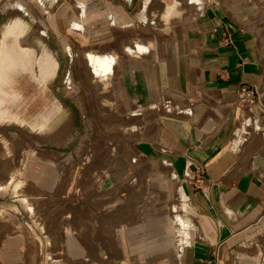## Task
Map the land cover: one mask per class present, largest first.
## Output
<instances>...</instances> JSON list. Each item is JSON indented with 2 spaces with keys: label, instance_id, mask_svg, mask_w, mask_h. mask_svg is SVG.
<instances>
[{
  "label": "crops",
  "instance_id": "0c3cea01",
  "mask_svg": "<svg viewBox=\"0 0 264 264\" xmlns=\"http://www.w3.org/2000/svg\"><path fill=\"white\" fill-rule=\"evenodd\" d=\"M9 1L0 0V8ZM14 1L13 5L19 1L29 8L33 3ZM131 3L55 0L52 14L11 15L7 23L16 26L4 38L10 60L0 74V87L9 86L12 114L27 120L56 119L48 109L50 87L60 78L59 56L68 55L61 40L76 43L88 38L76 30L68 35L67 23L72 22L68 18L76 19L84 6L94 7L107 18L104 24L91 23V30L99 29L110 17L124 21ZM232 17L208 7L192 24H177L149 39V51L141 55L117 48L114 111L123 124L140 126L134 136L119 137L136 158L154 152L169 163L191 220L188 237L179 248L175 238L152 236L153 231H162L161 224L147 225L145 238L124 251L128 264L132 258L138 264H264V29ZM55 41L63 48L53 46ZM66 79L65 73L61 86ZM242 85L251 89L246 105L237 97ZM170 95L176 96L179 107L167 105ZM41 159L33 158L28 168L33 175L42 168L41 182H51L58 174L46 168L58 164ZM109 163L102 171V182L107 184L116 182L118 173ZM59 168H66L59 172L66 174L68 165ZM74 168L77 183L78 167ZM4 229L0 225V264H22L23 241L4 236Z\"/></svg>",
  "mask_w": 264,
  "mask_h": 264
},
{
  "label": "rangeland",
  "instance_id": "374dc122",
  "mask_svg": "<svg viewBox=\"0 0 264 264\" xmlns=\"http://www.w3.org/2000/svg\"><path fill=\"white\" fill-rule=\"evenodd\" d=\"M32 1L30 8L19 1V4L13 5L12 0L0 8V31L6 27L0 39V73L6 58L4 38L16 26L7 23L11 15H16L14 7L19 5L21 14L26 15L52 14L55 0ZM131 1V13L124 21L110 17L108 24L99 29L91 30V23L104 24L107 18L94 7L81 8L83 13L80 12L77 17L81 25L77 27V18H68V21H72L67 23L68 35L76 30L88 38L76 43L70 38L61 40L65 42L68 55L61 53L59 56L62 61L60 78L55 87H50L51 103L48 109L50 116L56 119L17 118L11 112L9 88L0 87V97L6 96L3 107L7 109L6 112L0 110V178L3 180L0 182V225L6 227L4 236H17L23 241L25 258L22 264H128L124 251L129 245H136L145 238L143 230L147 225L159 224L160 227L161 224L162 231L158 229L152 232V236L159 240L175 238L176 231L170 228L168 219L174 215L178 217L179 213L178 220L186 222L183 240L188 237L191 220L185 199L176 193L169 196L170 191H174V185L165 177L145 174L149 164H154L159 156L152 152L146 157L132 160L130 157L135 154L127 149L124 140L119 137L120 133L129 134L122 129L129 125L123 124L117 117L111 98L119 53L117 48L120 45L129 53V47L137 41L149 49L146 43L149 39L168 33L177 24H192L208 7L228 14L232 19L234 16L238 22L242 18L247 24H257L262 30L264 0H197L192 6L197 14L191 19L184 16L183 8L182 14L162 16L163 12L160 11L163 4H174V0H155L147 13L144 11L147 0ZM153 10L158 18L154 22L147 17V14L153 15ZM52 45L57 49L63 48L58 41ZM90 52L107 53L113 60L112 73L101 80L99 86L95 83V75L88 61ZM65 73L67 79L64 84L73 78L76 85L72 95H65L61 89ZM56 86H61L64 97L61 98V94L55 91ZM249 95L240 91L237 97L240 103L246 105L252 97V94ZM175 97L170 95L166 98L170 108L175 107ZM23 114L20 111L19 116ZM34 146L38 147L35 153ZM41 157L58 164L56 168H46L48 172L58 174L51 182H41L42 168H36L34 175L33 169L28 168L29 161ZM65 162L68 165L67 173L59 174L65 171L66 168H59ZM108 163H114L118 172H115L117 181L109 184L102 182L103 165ZM75 166L79 173L77 183ZM180 202H183L182 205ZM174 207H177V211ZM177 224V227L182 226ZM179 242L177 245H182L183 241ZM78 243L81 244L80 248ZM131 261L138 264L137 258Z\"/></svg>",
  "mask_w": 264,
  "mask_h": 264
},
{
  "label": "bare ground",
  "instance_id": "6f19581e",
  "mask_svg": "<svg viewBox=\"0 0 264 264\" xmlns=\"http://www.w3.org/2000/svg\"><path fill=\"white\" fill-rule=\"evenodd\" d=\"M197 0H174V4L173 5H171V4H163V10H161L160 12H163L162 13V16L163 17H172V16H176L178 13H180V14H182V12L184 13V16H188L189 18H192L191 16H196V14H197V12L193 9V5L194 4H196L197 2H196ZM155 2V0H147L146 1V5H145V8H144V11L147 13V10L150 8L149 6H151V5H153V4H155L154 3ZM159 2V1H158ZM156 6H157V4H156ZM21 7L19 6V5H16L15 7H14V10L15 11H19V10H21L20 9ZM182 8H183V11H182ZM24 9V8H23ZM151 9H152V7H151ZM156 9V8H155ZM150 12V11H149ZM21 13H22V11H21ZM81 13H83V11L81 12ZM157 13V12H156ZM156 13L154 14V10H153V15H149V14H147V17H148V19L150 20V21H152V22H154V21H156L158 18H157V16H155L156 15ZM80 14V13H79ZM160 14V13H159ZM24 15V14H23ZM82 15V14H81ZM146 16V15H145ZM158 16H160V15H158ZM79 17V16H78ZM80 17H82V16H80ZM25 20V19H24ZM77 20H78V18H77ZM26 21V20H25ZM80 21V19L78 20V22ZM19 22V21H18ZM77 22V23H78ZM81 22H82V20H81ZM76 24V23H75ZM74 24V25H75ZM13 25V24H12ZM14 25H16V24H14ZM78 25H81L80 24V22L77 24V25H75V27H77ZM80 27H82V26H80ZM17 28V27H16ZM41 44V43H40ZM39 45V44H38ZM40 46V45H39ZM46 46V45H45ZM11 47V46H10ZM15 47V46H14ZM48 48V47H47ZM148 49V46L147 45H145V44H143V43H140V42H137V41H135L134 43H133V45L132 46H130L129 47V49H128V52L129 53H133V52H135V53H137V54H139V55H141V52H146V51H149V50H147ZM5 56H6V58H5V63H4V67L2 68L3 70L6 68V66L8 65V63H9V52H8V49H7V47H5ZM45 51V50H44ZM12 52V51H11ZM15 52V51H14ZM4 53V52H3ZM48 53V52H47ZM18 54H20V53H18ZM42 54H46V52L45 53H42ZM50 54V53H49ZM26 55V54H25ZM42 56H44V55H42ZM41 56V57H42ZM48 56H50V55H48ZM2 58H4V57H2ZM20 58H22L21 56H20ZM28 58V57H27ZM42 58H44V57H42ZM46 58V57H45ZM44 58V59H45ZM47 58H49L50 59V57H47ZM1 59V58H0ZM48 60V59H47ZM2 61V60H1ZM4 61V60H3ZM88 61H89V64L91 65L90 66V68H91V71H92V74H93V76H94V79H95V83H96V85L97 86H99L100 85V81L101 80H105L106 78H108V76H109V74L110 73H112V70H113V68H112V63H113V60H112V57L111 56H109L107 53H96V52H90L89 54H88ZM27 62V61H26ZM2 63V62H1ZM52 63V62H51ZM54 63H55V61H54ZM11 65V64H10ZM9 65V66H10ZM46 65V64H45ZM51 66V65H50ZM55 66H56V64H55ZM11 68V67H10ZM44 68V67H43ZM8 69V68H7ZM52 69V68H51ZM56 69V68H55ZM1 70V69H0ZM2 70V71H3ZM10 71V70H9ZM1 74V73H0ZM49 75V74H48ZM3 80V79H2ZM4 81V80H3ZM16 83V82H15ZM9 87V86H8ZM10 87H11V85H10ZM11 89V88H10ZM62 89V91L65 93V95H72L74 92H75V90H76V85L74 84V82H73V78H71V79H69V81L66 83V84H64L63 85V87L61 88ZM15 90V89H14ZM6 92V91H5ZM7 93V92H6ZM5 94V93H4ZM175 101H177V99L175 100ZM175 103V102H174ZM5 104H6V96L5 97H0V110H2V109H4V111L6 112L7 111V109H5L3 106H5ZM176 104L177 103H175V106H176ZM189 105V104H188ZM191 105V104H190ZM189 105V106H190ZM187 106V105H186ZM176 107H179V106H176ZM183 108L185 107V106H182ZM188 107V106H187ZM192 107V106H191ZM178 109V108H177ZM191 109V108H190ZM186 110V109H185ZM2 116V115H1ZM26 123V122H25ZM246 124V123H245ZM244 125V124H243ZM246 125H251V121H247V124ZM122 127V126H121ZM244 127V126H243ZM251 127V126H250ZM122 129H124V130H126L129 134H131V135H135L136 133H138L139 132V126L138 125H135V126H123L122 127ZM136 136H138V135H136ZM133 155V154H132ZM132 160H134L136 157H135V155L134 156H132V157H130ZM155 163L154 164H149V166L147 167V166H145V167H147L146 169H147V172H145V174L146 175H154V174H159V175H161L162 177H165L167 180H169V182H171V185H174L173 186V190L174 191H170V193H169V196L171 197V195H173V193H176L178 196L180 195L181 196V193H182V190H181V185H180V183L179 182H177V180L174 178V176H172V174L170 173V165H169V163L166 161V160H164V159H159V160H155L154 161ZM144 171H145V169H143ZM149 171H153V172H151V173H149ZM162 182H165V180L163 181L162 180ZM106 194V193H105ZM175 194V195H176ZM174 197V196H173ZM177 198V197H176ZM175 199V198H174ZM173 199V200H174ZM178 200V199H177ZM177 200H175L174 202H176ZM179 202V201H178ZM181 203V202H180ZM183 203V202H182ZM182 203H181V205H182ZM171 204V203H170ZM177 204V203H176ZM175 205V204H174ZM173 205V206H174ZM179 205V204H178ZM178 207V206H177ZM176 207V208H177ZM183 207V206H182ZM175 208V207H174ZM176 208H175V210H176ZM170 209V208H169ZM184 209V208H183ZM174 210V209H173ZM179 210V209H178ZM177 211V210H176ZM179 213V212H178ZM170 215H171V211H170ZM177 215V214H176ZM179 215H180V213H179ZM179 215H177L178 217H176L175 215V217L173 218V217H169V219L168 220H170V222H169V224H170V228L172 229V230H175L176 231V236H175V241H184L183 239H184V236H183V233L184 232H186V231H184V225H185V223L182 221V220H178V218H180L179 217ZM182 215V214H181ZM184 217V216H183ZM185 219V218H184ZM178 221V222H177ZM176 223H178L177 225H182V226H180V227H177L176 226ZM171 224H174V226L172 225L171 226ZM187 226V225H186ZM175 231H174V233H175ZM185 234V233H184ZM177 242V243H180V242ZM183 243V242H182ZM181 243V244H182ZM178 247L179 246H181V245H177ZM179 251V250H178Z\"/></svg>",
  "mask_w": 264,
  "mask_h": 264
},
{
  "label": "built area",
  "instance_id": "2783aa9c",
  "mask_svg": "<svg viewBox=\"0 0 264 264\" xmlns=\"http://www.w3.org/2000/svg\"><path fill=\"white\" fill-rule=\"evenodd\" d=\"M253 90H255V88H253ZM241 91H245V92L248 94V93L251 92V89H249V90L246 89V90H245V89H244V85H242V89H241Z\"/></svg>",
  "mask_w": 264,
  "mask_h": 264
}]
</instances>
